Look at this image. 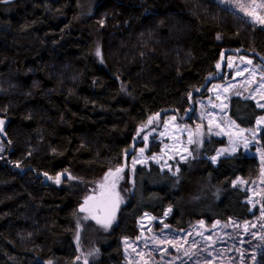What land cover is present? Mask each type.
Wrapping results in <instances>:
<instances>
[{
    "label": "trees",
    "instance_id": "16d2710c",
    "mask_svg": "<svg viewBox=\"0 0 264 264\" xmlns=\"http://www.w3.org/2000/svg\"><path fill=\"white\" fill-rule=\"evenodd\" d=\"M234 50L264 59V29L214 0H0V264H79L76 214L90 185L123 164L149 118L183 116L223 51ZM262 115L252 100H230L240 128ZM223 145L207 141L176 175L136 166L116 224L81 235L82 248L98 251L89 264H125L123 240L167 210L176 230L251 220L234 182L256 176L257 162L238 152L213 163ZM158 152L157 143L148 151Z\"/></svg>",
    "mask_w": 264,
    "mask_h": 264
},
{
    "label": "rangeland",
    "instance_id": "374dc122",
    "mask_svg": "<svg viewBox=\"0 0 264 264\" xmlns=\"http://www.w3.org/2000/svg\"><path fill=\"white\" fill-rule=\"evenodd\" d=\"M214 1L246 23L264 29V0ZM99 54L98 51V58ZM217 65L205 88L189 97V108L183 116L164 112L149 118L138 127L135 146L125 154L123 164L106 171L90 185L76 214L74 243L79 264L97 260L96 248H82L81 235L87 225L105 233L116 224L120 208L128 203L136 166L154 163L176 175L181 165L200 157L202 146L213 138L224 142L211 157L213 163L238 152L256 160V176L234 182L235 187L247 192L254 217L212 224L201 221L176 230L165 222L170 210L160 220L145 216L139 223V236L123 240L125 264H256L264 251V59L239 50L223 51ZM236 97L252 100L263 111L254 127L240 128L231 120L229 104ZM0 121L2 158L7 121ZM155 143L159 144V152L148 153ZM61 180L51 182L60 186Z\"/></svg>",
    "mask_w": 264,
    "mask_h": 264
},
{
    "label": "snow or ice",
    "instance_id": "6c2138e0",
    "mask_svg": "<svg viewBox=\"0 0 264 264\" xmlns=\"http://www.w3.org/2000/svg\"><path fill=\"white\" fill-rule=\"evenodd\" d=\"M3 2H7V0H3ZM219 67V65H217ZM262 120H264V117H261ZM2 123V121H0ZM56 182L59 183V177L56 178Z\"/></svg>",
    "mask_w": 264,
    "mask_h": 264
}]
</instances>
